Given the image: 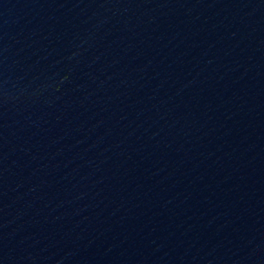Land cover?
Here are the masks:
<instances>
[{"label": "water", "instance_id": "1", "mask_svg": "<svg viewBox=\"0 0 264 264\" xmlns=\"http://www.w3.org/2000/svg\"><path fill=\"white\" fill-rule=\"evenodd\" d=\"M0 264H264V0H0Z\"/></svg>", "mask_w": 264, "mask_h": 264}]
</instances>
